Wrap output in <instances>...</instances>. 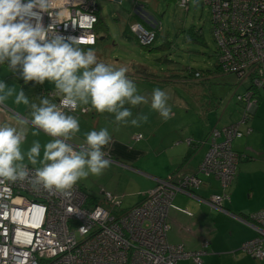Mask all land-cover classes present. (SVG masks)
<instances>
[{"label":"built area","instance_id":"1","mask_svg":"<svg viewBox=\"0 0 264 264\" xmlns=\"http://www.w3.org/2000/svg\"><path fill=\"white\" fill-rule=\"evenodd\" d=\"M101 1L106 0H53L49 12H41V22L69 42L80 38L81 47L96 46ZM192 2L209 8L220 71L237 74L249 84L238 85L244 88L239 96L245 107L241 120L216 130L199 175L161 180L132 207L124 206L122 196L102 192L105 207L77 185L66 199L43 188L34 190L27 182H0V264H178L182 259L202 264L205 251L188 252L169 242V212L180 188H198L203 177L215 175L228 189L236 179L241 154L233 144L252 134L247 117L257 108L256 90L264 89V0H178L186 12ZM144 8L135 3L136 13ZM131 31L143 45L156 38V31L141 23L133 24ZM224 198L228 196H213L212 202L220 207ZM251 220L259 236L241 250L263 261L264 211ZM207 247L204 242L203 249Z\"/></svg>","mask_w":264,"mask_h":264},{"label":"clouds","instance_id":"2","mask_svg":"<svg viewBox=\"0 0 264 264\" xmlns=\"http://www.w3.org/2000/svg\"><path fill=\"white\" fill-rule=\"evenodd\" d=\"M52 3L53 0H0V65L7 62L10 70L22 69L25 82L51 81L62 94L59 105L47 97H39L36 103L22 89L17 92L15 86L0 81V105L14 98L16 105L29 106L30 123L37 130L33 135L42 130L53 138L43 145L42 159V145L33 141L26 153L31 165H40L33 171L24 163L26 129L0 124V182H27L34 190L43 188L71 199L80 180L100 176L110 166L104 149L112 143V136L104 128L86 133L82 144L69 143L80 132V123L64 109L91 104L97 112L115 114L116 123L139 127L148 116L140 113L133 118L131 108L125 105L136 107L149 101L138 94L136 84L127 76V67L99 62L94 49L80 46V38H70L69 42L52 26H44L41 12H49ZM169 99L167 92L153 90L151 109L165 120L172 115ZM17 122L28 123L19 119Z\"/></svg>","mask_w":264,"mask_h":264},{"label":"rangeland","instance_id":"3","mask_svg":"<svg viewBox=\"0 0 264 264\" xmlns=\"http://www.w3.org/2000/svg\"><path fill=\"white\" fill-rule=\"evenodd\" d=\"M137 1L144 5L143 11L153 18V22L161 25L160 38L154 46L159 49L157 51L145 52L135 43L127 42L128 40L125 41L122 38L125 26L131 22L129 20L130 14H137L135 12ZM117 2L118 0H107L99 3L100 16L110 32L108 33L109 39L99 41L97 47L92 48L96 52L98 61L118 68L114 65L113 60L119 59L126 64L128 71L145 77H148V74H152L153 71L158 70L157 73H159L162 69V75L167 77L169 73L170 79L175 80L174 83H160L161 85L145 80L134 82L138 94L145 96L149 101L148 104L136 106L138 108L137 115L146 114L148 120L139 127L132 126L130 123L125 124L128 128L127 131H129L127 144L132 146L136 152L139 151V148L145 150L139 165L145 168L158 167L157 169H149L148 173L156 176H167L165 171L171 173L174 168L171 169V166L165 165V162L173 157L174 163L179 166V155H183L189 150V144L185 138L192 135L202 143L204 134L208 133V140L204 143L201 153L197 157L198 160L202 161V166L216 130L221 131L229 121L241 119L245 107L243 108L241 105L239 96L243 93L244 88L238 87V85L241 83L246 88L249 84L239 80L237 74H224L222 72L206 75V78L197 81L196 78H191L192 81L187 83L191 80H187V77L190 76V70L203 73L217 71L218 48L212 33L213 24L207 6L202 7L201 4H198L195 7L192 2L189 11L186 12L180 8L178 0H123L120 5ZM142 13H139L138 17L144 22ZM190 30L199 32L200 41L189 39ZM103 44L107 47L104 48ZM164 58L169 62H167L168 66L163 64L165 67H162V64L158 62ZM176 73L183 77H179ZM156 88L167 92L170 97L168 104L171 107L172 115L168 120L163 119L158 112L151 109V97ZM209 100H214V111L208 112L205 116L194 111L198 107L195 105L196 101L202 106ZM258 107H260V111L252 118L264 131V91L260 92ZM137 135L142 137L137 140L135 138ZM181 138H184V141L177 143ZM258 140H260L259 137ZM244 141L243 139L242 142ZM261 149L262 147L257 150L258 153L261 152ZM163 150L164 152L160 154ZM163 165L168 170L162 169L161 166ZM243 166L244 163L240 161L237 174ZM120 168L118 169L117 165H110L102 175H89L87 179L80 180L77 186L86 188L88 193L98 198L100 204L105 207L108 204L104 203L102 192L122 196L124 206L128 207L137 201L140 196L138 193L141 192L139 187L145 186L144 184L147 182L141 176L137 177L125 168ZM262 171L260 170L259 173L258 166L251 169L253 178L258 180L259 186L261 185ZM247 173L249 175V170ZM148 189L145 188L141 196L145 197L151 190Z\"/></svg>","mask_w":264,"mask_h":264},{"label":"crops","instance_id":"4","mask_svg":"<svg viewBox=\"0 0 264 264\" xmlns=\"http://www.w3.org/2000/svg\"><path fill=\"white\" fill-rule=\"evenodd\" d=\"M119 1L123 2V0ZM143 14L142 20L144 22L138 17L139 14H136L138 22L148 26L147 17L149 14L145 11H143ZM151 20H153V18H151ZM156 27L157 26L154 25L152 29L156 31V33H160L161 25ZM103 37L104 35H99L100 41L107 40H104ZM124 40L127 41L126 39ZM98 44L99 42L97 45ZM135 44L140 47L139 44ZM97 45L82 48L87 50L88 48H95ZM141 45L145 46L143 44ZM103 47L105 48L107 45L103 44ZM113 61L114 65L118 66V68L121 66L126 67V64L119 59ZM167 62L169 61L164 58V60L158 63L162 64V67H165ZM166 66H168V64ZM157 71L148 74V77L128 71L127 76L135 83L137 82L136 80H145L146 82L153 81L158 84L174 83L175 80L168 79L162 75V69L159 73H157ZM170 76L171 75L168 73L167 77ZM0 81L5 82L10 87L15 86L17 92L22 89L30 100L36 103H39V97H47L58 105L62 100V94L58 93L54 83L51 81L46 80L43 84H39L35 81L25 82L22 78V70H10L8 66L4 64L0 65ZM195 105L198 107H196L194 111L202 116H205L208 112L214 111L211 100L207 101L206 104L202 106L196 101ZM125 107L131 108L133 118L137 116V107H132L130 105H125ZM84 108L88 109L87 113L82 112ZM64 111L68 115L75 116L80 123V132L75 134L73 140L70 141L71 143L74 145L82 144L86 140V133L107 128L112 136V143L109 144L104 151L108 156H106V158L111 161L110 165H117L118 169L123 167L135 176H141V178L147 182V184H144L145 186L139 187L141 192L138 193L140 196L137 201L134 204H130L128 207L140 203L145 198L141 196L145 188H149L148 190H150L154 188L159 181L165 180L175 173H177L176 177L178 179L199 175L202 161L198 160L197 157L201 153L204 143L208 140V133L204 134L202 143H200V140L195 138V136L190 135V137H186L185 141L191 139L192 143H188L189 150L187 152L183 155H179L180 161L178 160V163H180V165L177 166V163H174V158L172 157L165 162V165L171 166V169L174 168L173 171L171 173L165 171L167 176H156L148 173V170L157 169L158 167L151 166L150 168H145L139 165V161L143 154H145V150L139 148V151L136 152L132 146L127 144L128 128L123 123L115 122V114L97 112L92 108L91 104H81L75 110L65 108ZM259 111L260 107L257 108L255 113L253 112L252 117H255ZM29 113V106L23 104L16 105L14 103V98H9L3 105H0V124L8 123L18 128L24 127L26 129L27 136L22 145V151L25 153L24 163L33 166L27 161L26 157V153L32 146L33 141L38 140L41 143L42 149L40 159H42L43 145L53 138L45 134L42 130L38 131L37 135H33V132L37 130L34 129L30 123L31 117ZM18 119L28 121V123L21 125L17 122ZM239 120L229 121L227 125L236 123ZM250 121L252 123V125L251 123L249 124L252 128V134L249 138H244V142H242L243 139H241L236 140L233 144L234 150L241 154V161L244 163L239 174L236 175L233 185L228 189H224L221 181L215 175L203 177L202 183L198 188H180V190L176 192L173 208L169 212V220L172 227L168 234L169 242L174 245H183L188 252L205 251V254L202 256V264H264V260H255L247 256V254L243 253L241 250L242 244L259 236L255 228L257 225L252 222L251 216L264 211V145L262 146V144H264V131L262 127L255 123L254 118ZM258 137L260 140L257 141ZM183 141L184 138H181L177 143H182ZM139 143L142 144L140 141ZM260 147H262V149L261 152L258 153L257 150ZM163 152L164 150L161 151L160 154ZM137 153L138 155L136 156ZM165 165L161 166V168L168 170ZM39 166L38 164L33 167ZM255 166L259 167V173L260 170H263L261 172L260 186L257 184L258 180L254 179L251 173V169L255 168ZM248 170L249 175L247 173ZM79 187L87 191L86 188L82 186ZM89 195L93 197L90 193ZM225 195H227L228 198L223 199L220 207L213 204V196ZM185 210H187V212H184ZM204 242L208 243V247L205 249H203ZM180 263L196 264L192 259H182L178 262V264Z\"/></svg>","mask_w":264,"mask_h":264},{"label":"trees","instance_id":"5","mask_svg":"<svg viewBox=\"0 0 264 264\" xmlns=\"http://www.w3.org/2000/svg\"><path fill=\"white\" fill-rule=\"evenodd\" d=\"M137 2H139V1H137ZM195 7H197L198 5H194ZM203 7V6H202ZM208 10H209V8H208ZM210 12V11H209ZM131 16H130V18H129V20H131V22H129L126 26H125V29L123 30V33H122V37L124 38V39H126V40H128V41H132V42H134V43H137V44H139L140 45V47L143 49V51H145V52H153V51H157V50H159V49H157V48H155L154 46H155V43H156V41L158 40V38H160V33H156V38H155V40H154V42L153 43H151V45L149 44V45H145V46H142L141 44H140V41H139V39L137 38V37H135L134 36V34L132 33V31H131V26L133 25V24H135V23H139L138 22V17L136 16V14L134 13V14H130ZM210 15H211V13H210ZM211 20H212V17H211ZM141 24H143V23H141ZM212 24H213V22H212ZM144 25V24H143ZM145 27H147L148 28V26H146V25H144ZM150 27V26H149ZM213 30V29H212ZM104 31V32H103ZM110 31H109V28L107 27V25H106V23H105V21L102 19V17L100 16V14H99V21H98V23H97V25H96V33H97V35L99 36H103L104 35V40L105 39H108V37H109V33ZM213 33V32H212ZM189 39L190 40H194V41H200V39H201V37H200V34H199V32H197L196 30H190V32H189ZM99 41H100V38H99ZM217 56H218V53H217ZM4 65H6V66H8V64H7V62L4 64ZM19 69V68H18ZM20 70H22V69H20ZM218 72H221L220 71V69H219V62H217V71L216 72H213V71H209V72H207V73H203V72H199V71H192V70H190L189 71V74H190V76L189 77H187V80H189V79H191V78H196V81L198 80V79H202V78H206V75H211V74H215V73H218ZM173 74V73H172ZM176 75H178L179 77L181 76V77H183L181 74H177L176 73ZM166 78H168V79H170V77H166ZM178 78V77H177ZM174 79H175V77H174ZM177 80V79H176ZM192 81V79L190 80V81H188L187 83H189V82H191ZM261 91H263V89H259V90H256V92H255V94L256 95H258L257 96V99H258V103H259V96H260V92ZM212 106H214V100H212ZM177 172H179V171H177ZM177 173H175L173 176H175ZM173 176H169L168 178H172ZM94 200L96 201V202H98L97 201V199H95L94 198Z\"/></svg>","mask_w":264,"mask_h":264},{"label":"flooded vegetation","instance_id":"6","mask_svg":"<svg viewBox=\"0 0 264 264\" xmlns=\"http://www.w3.org/2000/svg\"><path fill=\"white\" fill-rule=\"evenodd\" d=\"M151 16H149L148 15V20H147V22L149 21V20H151ZM152 21V20H151ZM149 23V22H148ZM150 26V27H149ZM152 27H154L153 26V23L152 22H150L149 24H148V28H150V29H152ZM256 101H257V107H258V99H256ZM211 103H212V101H211ZM251 115H253V112L251 111V113H250ZM242 116H243V114H242ZM242 118V117H241ZM247 119H248V122H250V120L252 119V117L250 116V119H249V116L247 117ZM241 120V119H240ZM248 137V136H247Z\"/></svg>","mask_w":264,"mask_h":264},{"label":"water","instance_id":"7","mask_svg":"<svg viewBox=\"0 0 264 264\" xmlns=\"http://www.w3.org/2000/svg\"><path fill=\"white\" fill-rule=\"evenodd\" d=\"M100 40H101V39H100ZM263 91H264V89H263ZM257 108H258V107H257ZM257 108H256V109H257ZM69 143H71V142H69Z\"/></svg>","mask_w":264,"mask_h":264}]
</instances>
